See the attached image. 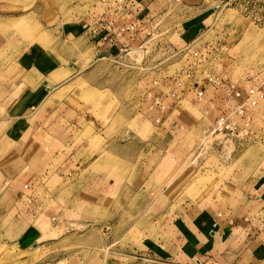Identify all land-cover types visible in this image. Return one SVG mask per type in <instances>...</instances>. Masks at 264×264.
I'll return each mask as SVG.
<instances>
[{"label":"rangeland","instance_id":"obj_1","mask_svg":"<svg viewBox=\"0 0 264 264\" xmlns=\"http://www.w3.org/2000/svg\"><path fill=\"white\" fill-rule=\"evenodd\" d=\"M134 1L0 0V88L21 83L42 90L41 81L52 71L69 65L72 73L74 66L76 75L56 95L60 112L70 118L79 113L86 130L81 136H88L94 119L101 126L121 127L122 142L134 132L154 139L138 157L153 156L155 166L138 191L126 189L117 198L114 188L104 213L66 212L55 218L49 213L23 231L13 229L0 204V264H195L188 255L191 247L200 238L214 247L211 231H218L222 221L233 228L237 217L256 219L258 206H244L255 187L264 188V100L247 110L250 133L242 132L239 120V130L231 135L210 131L229 105L222 79L242 88L264 82V0H155L147 14L138 11L142 22L127 40L135 42L141 32L142 43L98 58L95 22L132 17L125 13L133 8L124 6ZM182 36L197 39L188 44ZM195 50L203 62L194 61ZM205 75L209 83L201 82ZM194 81L205 85L200 102L193 98ZM155 100L162 111L158 105L148 110ZM98 143L92 137L89 147ZM119 167L129 181L137 166L120 162ZM31 193L23 196L26 204L33 202ZM254 252L264 259V245Z\"/></svg>","mask_w":264,"mask_h":264},{"label":"crops","instance_id":"obj_2","mask_svg":"<svg viewBox=\"0 0 264 264\" xmlns=\"http://www.w3.org/2000/svg\"><path fill=\"white\" fill-rule=\"evenodd\" d=\"M154 2L157 3L155 0H135L133 4L142 14H147ZM105 20L104 18L100 21ZM122 21L115 20L120 23ZM140 33H137L135 42L116 38L111 43H102L98 41V35H92L96 46L100 47L96 56L105 59L103 55L108 52L109 56L115 57L120 49L128 48L131 44H141L143 38ZM195 39L197 38L181 37V40L187 41L188 44ZM102 50L105 51L101 52ZM38 66L43 67L40 64ZM75 71L78 70L73 66L71 73L69 65L65 70L55 69L47 80L41 81L44 86L42 90L36 84L24 86L21 83L0 88V204L4 205L1 211L7 212V216L9 214L12 218L13 229L23 227L24 231L30 225L34 227L33 221L39 223L43 221L44 215L48 216L49 213L52 214L49 215L51 218L57 213L65 215L66 212L68 215L69 212L78 213V217L91 216L100 211L104 213L103 203L114 188L118 190L117 198L126 189L138 191L149 181L151 170H155L154 163H151L153 156L150 159L149 156L145 157L141 161L138 157L141 149L150 150L149 146L153 145L154 139L144 140L134 132L129 141L122 142L121 127L101 126L94 119H91L88 136H81L86 130L81 128V122L79 124V113L70 118L68 113L60 112L62 100L58 101L56 95L68 86V77L75 74ZM55 73L61 77L56 78ZM65 100L63 98V101ZM14 105L19 108L11 112L9 107ZM24 106L27 108L22 113L23 116L21 112ZM154 107L150 103L148 110H153ZM10 113H16V117ZM25 124L27 128L24 127ZM95 136L99 143L97 148L92 149L89 147V140ZM106 151L112 156L109 159L106 158ZM120 162L137 166L132 169L133 174L129 181L124 179L125 174L121 172ZM140 164L146 167L140 169ZM24 185H28V188L25 189ZM30 190L34 199L32 203L26 204L23 196L28 195ZM253 192H250L244 207L252 209L258 206L256 219L237 217L233 228L222 221L218 231H211L214 247L209 246L212 247L209 249L200 238L199 243L195 244L194 248L191 247L188 255L195 257V260L197 256L200 257L204 264H264V259L259 260L254 256V250L264 245V214L261 215L264 211V188L255 187ZM148 196H151V193H148ZM70 201H73L72 204L66 206V202ZM53 202L56 206L46 211L45 208ZM235 228L238 232L234 234L230 230ZM41 233L39 231V234ZM220 245L224 247L221 246L222 250Z\"/></svg>","mask_w":264,"mask_h":264},{"label":"built area","instance_id":"obj_3","mask_svg":"<svg viewBox=\"0 0 264 264\" xmlns=\"http://www.w3.org/2000/svg\"><path fill=\"white\" fill-rule=\"evenodd\" d=\"M120 2V0H118ZM122 7V4H120ZM125 8L131 7L133 8V12L131 10H127L125 13L126 16L133 14L132 17H128L127 19L119 17V20H123L120 22H115L113 18L106 19L105 21L101 22L100 20L97 22L98 25L93 29L92 34L93 36L98 35V41H101L102 43H111L116 38H124L128 40H132L134 38V33L138 30V26L141 23L138 21L139 15H138V9L135 7L133 3L129 5H125ZM138 16V17H136ZM123 17V16H122ZM129 47V46H128ZM128 48H122L120 51H127ZM186 49H182L181 51H185ZM193 59L195 62H203L205 57L198 52V51H192L191 53ZM192 66V65H191ZM190 66V67H191ZM189 73V72H188ZM209 75H205L202 78L203 83H207L209 81ZM214 82L218 81L217 78L213 80ZM223 84L227 86V91L229 92V102L227 110L224 112L218 114L213 119L212 128L210 131V134H222V135H231L233 132L239 130V121L241 122L243 127L242 132L247 134L249 132V117L247 114L248 109H253L256 106L259 105V103L264 100V82L258 85L253 86H245L244 88L238 86L235 83L221 80ZM174 83H176V86H180V83L178 81L174 80ZM209 83V82H208ZM194 87V94L193 98L194 100L200 102L202 101L204 97V86L201 85L199 82L193 83ZM174 94V93H172ZM159 97H157L158 99ZM155 104V107L157 105L159 106L160 110H163V105L160 101L155 100L153 102ZM239 120V121H238ZM155 121H158L157 119ZM250 133V132H249ZM24 188L27 189L28 185H24ZM248 222V219H246ZM195 264H204L203 261L197 259L195 261ZM210 264H219L218 262H213ZM226 264V263H223Z\"/></svg>","mask_w":264,"mask_h":264}]
</instances>
